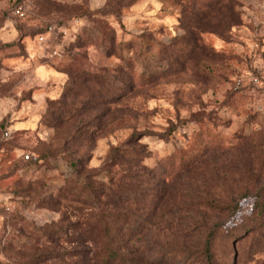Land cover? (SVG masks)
<instances>
[{"label":"rangeland","instance_id":"1","mask_svg":"<svg viewBox=\"0 0 264 264\" xmlns=\"http://www.w3.org/2000/svg\"><path fill=\"white\" fill-rule=\"evenodd\" d=\"M125 166L146 184L135 259L202 264L177 251L212 231L214 264H264V0H0V264H93L40 229L87 214L69 181Z\"/></svg>","mask_w":264,"mask_h":264},{"label":"trees","instance_id":"2","mask_svg":"<svg viewBox=\"0 0 264 264\" xmlns=\"http://www.w3.org/2000/svg\"><path fill=\"white\" fill-rule=\"evenodd\" d=\"M233 84L235 85V81ZM243 88L247 90L246 87ZM243 88H237L235 91H240ZM135 136L137 135H134L133 138H135ZM120 152H122L120 147H114L110 152L109 159L112 160L116 158ZM34 160L35 159L31 158L30 160L25 161ZM37 160L38 156H36V161ZM121 160L124 159L121 158ZM121 172L122 174L118 177L110 176L108 183H101L99 188L93 187L92 184H89L90 182L87 183L82 180L81 182H83V186H81L78 194L74 192L77 184L74 181H69L65 188L60 189L59 196L74 199L85 196V200L81 202L83 207H80V210H82L87 204L90 205V209L87 214L78 221L69 222L67 216L64 215L58 223L53 222L45 225L44 228L40 229V232L42 233L40 239L44 238L48 242H55V238L64 237L67 232L66 229H73L76 231L75 235H73L74 240L89 242L90 247L84 249V252H87L86 259L93 264H175V261L180 262L181 259L178 254L174 255V260L172 261L169 258H165L164 252L159 253L156 260H143L139 257L135 259L133 251L129 250L126 246V243L129 240L131 241L134 237L136 233L134 224L138 222L137 219L138 217H141L143 212L142 208H136V205L134 204L137 203V196L141 190L145 191L146 184H142V182L138 180L135 169H132L129 166L123 167ZM103 195L109 196L115 202H121L123 200V202L126 203L125 211H116L113 213H110L108 210L104 211L100 204L102 203L100 196ZM245 197H248V195L235 201V207L232 211L233 215L240 210V200ZM255 198H257L254 203L255 208H259L264 204L263 202H260L258 197L255 196ZM119 222L122 223V225L120 224V226L115 227ZM112 225H114V227H112ZM225 225L226 224L221 226V229L223 232H228V227ZM67 236L68 235H66V237ZM213 238L214 234L210 231L201 249H198L197 246L185 244L180 247L177 252L185 254L187 258L190 255L193 256L197 254L201 257L200 263L214 264V253L212 251ZM233 245H235V242ZM80 252L82 251L74 249V256H78ZM49 254V251H44L42 253L44 261L49 259ZM53 254L56 258L60 256L59 253L54 250ZM39 256L40 255H31L30 258L34 259Z\"/></svg>","mask_w":264,"mask_h":264},{"label":"built area","instance_id":"3","mask_svg":"<svg viewBox=\"0 0 264 264\" xmlns=\"http://www.w3.org/2000/svg\"><path fill=\"white\" fill-rule=\"evenodd\" d=\"M17 13H20V9H17ZM56 26L55 25H49L48 27H47V29H46V32L44 33V32H42V33H40V35H39V39H40V41L42 42V41H45V36H46V34H52V33H54V32H56ZM65 32H66V30H64V34H65ZM253 82H257L258 81V77H253ZM243 78L242 77H239L238 79H236L235 80V88H240V87H242L243 86ZM6 135H8V132H6ZM36 159V156H32L31 154H29V153H27V154H25L24 155V159L25 160H30V159Z\"/></svg>","mask_w":264,"mask_h":264},{"label":"clouds","instance_id":"4","mask_svg":"<svg viewBox=\"0 0 264 264\" xmlns=\"http://www.w3.org/2000/svg\"><path fill=\"white\" fill-rule=\"evenodd\" d=\"M9 27H11V25H8ZM40 72L42 73L43 72V69H40Z\"/></svg>","mask_w":264,"mask_h":264}]
</instances>
